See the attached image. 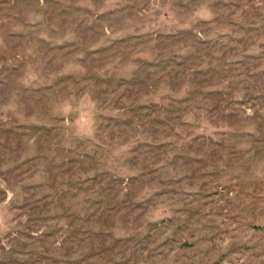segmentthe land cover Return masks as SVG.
I'll list each match as a JSON object with an SVG mask.
<instances>
[{
  "label": "rangeland",
  "instance_id": "1",
  "mask_svg": "<svg viewBox=\"0 0 264 264\" xmlns=\"http://www.w3.org/2000/svg\"><path fill=\"white\" fill-rule=\"evenodd\" d=\"M0 264H264V0H0Z\"/></svg>",
  "mask_w": 264,
  "mask_h": 264
}]
</instances>
